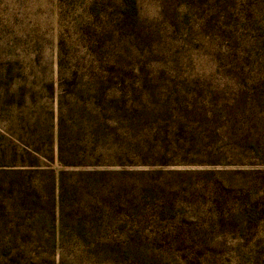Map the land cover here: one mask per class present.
Returning a JSON list of instances; mask_svg holds the SVG:
<instances>
[{
    "label": "rangeland",
    "instance_id": "1",
    "mask_svg": "<svg viewBox=\"0 0 264 264\" xmlns=\"http://www.w3.org/2000/svg\"><path fill=\"white\" fill-rule=\"evenodd\" d=\"M0 264H264V0H0Z\"/></svg>",
    "mask_w": 264,
    "mask_h": 264
}]
</instances>
